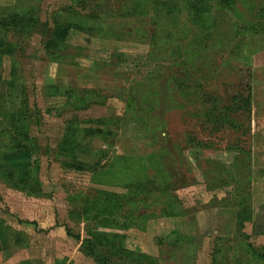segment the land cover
I'll return each instance as SVG.
<instances>
[{
	"label": "rangeland",
	"instance_id": "rangeland-1",
	"mask_svg": "<svg viewBox=\"0 0 264 264\" xmlns=\"http://www.w3.org/2000/svg\"><path fill=\"white\" fill-rule=\"evenodd\" d=\"M88 1L0 0V21L39 17L28 36L0 25V218L36 263L98 264L84 250L97 237L118 263L214 264L221 242L222 264H264L253 230L264 200V32L254 27L264 0ZM90 7L97 15L85 16ZM54 85L76 101L58 109ZM22 91L29 112L19 122ZM5 113L37 151L11 152ZM74 117L88 129L71 159L59 144ZM27 167L38 180L29 192L6 181Z\"/></svg>",
	"mask_w": 264,
	"mask_h": 264
},
{
	"label": "trees",
	"instance_id": "trees-1",
	"mask_svg": "<svg viewBox=\"0 0 264 264\" xmlns=\"http://www.w3.org/2000/svg\"><path fill=\"white\" fill-rule=\"evenodd\" d=\"M72 1L76 2L77 4H81L82 6H85L86 3L90 2L88 0H72ZM220 2L223 3L225 7H233L235 0H220ZM88 6L89 4L87 5L86 8H88ZM99 6L100 5H97V7ZM70 8L73 9L75 7L71 6ZM74 10H77V9H74ZM73 12L78 14V11H73ZM97 12H98L97 8L90 7L89 13L85 16H89V17L95 16L97 15ZM260 18H261L260 21L256 23L254 27L256 28L257 32L258 31L264 32V3L262 5V14ZM7 20L8 21H0V25L3 28L16 29V31L19 32L20 35L25 34L26 36L31 34L33 30H36L39 25V24L37 25L39 17H33L31 15H27V13L26 14L12 13L10 14ZM61 27L62 28L57 27L56 31L52 35L53 38L51 39L52 40L51 42L53 44L59 41H64L67 38L66 35H68L69 33L71 24L67 25L66 27H63L61 25ZM243 67H244L245 73L243 76V81H241V84L247 96V103H249L250 97H251V68L248 62H244ZM59 88H62V87H59V85H54V87H51V89L48 91V97L49 96L50 97L60 96L62 105L60 104L61 106L58 107V109L66 108L67 106H69L70 104L76 101V99H74L75 95L71 91V89H69V87H63V89L61 90H59ZM13 96H14L15 101L17 100L16 102L19 105V108H16L13 111V115L16 114V116L14 117L19 118L17 121L22 122L26 118L29 112L28 107H27L28 105L27 95L24 93V91H22L18 95L14 93ZM11 101L13 102V99H11ZM83 101L87 104V98H83ZM84 107L85 105L83 106V108ZM7 114L8 113H5L4 116L5 118L9 119L8 121L10 123V129H9L10 131L4 133L9 138L8 142H6L5 144H7V146L10 148L11 152L12 153L18 152L24 149H29L31 147H33L37 151L39 149V145H37L36 141L33 138H31V136L28 134L25 126L24 125L20 126L19 122L17 121L15 123L13 119H10L9 115ZM81 122L82 121L79 118H75V117L66 121V130L59 144V155L70 157L71 159L75 158L76 156L75 149L79 142V140H77L78 133L79 131L81 132V131H85L88 129V127L81 126ZM12 130L14 133H12ZM15 133H17L20 136V138L15 137L14 135ZM62 162L65 163V165L67 166L76 165L74 161L72 160L71 161L64 160ZM32 173H34V169L31 167L29 168L27 167L18 176L13 178V176L11 175L9 171L8 173L9 177H7L6 181L12 184H19L20 188L29 192L30 187L28 185H30L32 182L38 183L36 176L34 175L33 177L30 176L32 175ZM27 186H28V189H27ZM101 196L102 194L98 195V197H101ZM126 228H128V226H125V227L119 226L115 232L119 231V232L125 233ZM94 230H97V229H90L91 232H93ZM85 239H86L84 243L85 252H87V254L98 264H133L132 262L130 261L128 262L127 260H126L127 262L125 263L116 262L118 260L113 259L111 257V254L109 253L112 251V249H110V247L105 248L99 245L97 241V237H88ZM123 244L124 243H120V249L118 250V252L121 254L123 253V251L127 250L124 248ZM222 246H223V243L221 242H218L216 245L214 254L212 255V262L214 264H222V262L218 259H220L221 257L224 259L229 257L227 256V251H224L222 249L223 248ZM250 247H252L251 244H250ZM255 248L256 249L254 250V252L256 253V255L264 261V244H260ZM190 253L191 255L194 256V254H196V250H193ZM138 256L145 257V259H147V255H145L144 253H139ZM185 260L186 262L184 264H193L192 263L193 259L185 258ZM134 264H142V263H139L138 260H136L134 261ZM144 264H149V263H144Z\"/></svg>",
	"mask_w": 264,
	"mask_h": 264
},
{
	"label": "crops",
	"instance_id": "crops-1",
	"mask_svg": "<svg viewBox=\"0 0 264 264\" xmlns=\"http://www.w3.org/2000/svg\"><path fill=\"white\" fill-rule=\"evenodd\" d=\"M256 218L253 224L254 234L260 244H264V200L255 204ZM28 242L20 234L18 227L0 218V264H44L32 260Z\"/></svg>",
	"mask_w": 264,
	"mask_h": 264
}]
</instances>
